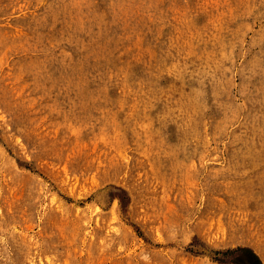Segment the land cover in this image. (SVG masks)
I'll return each instance as SVG.
<instances>
[{
  "label": "rangeland",
  "instance_id": "374dc122",
  "mask_svg": "<svg viewBox=\"0 0 264 264\" xmlns=\"http://www.w3.org/2000/svg\"><path fill=\"white\" fill-rule=\"evenodd\" d=\"M0 264H264V0H0Z\"/></svg>",
  "mask_w": 264,
  "mask_h": 264
},
{
  "label": "bare ground",
  "instance_id": "6f19581e",
  "mask_svg": "<svg viewBox=\"0 0 264 264\" xmlns=\"http://www.w3.org/2000/svg\"><path fill=\"white\" fill-rule=\"evenodd\" d=\"M60 3H61V2H60ZM94 24H96V23H94ZM93 30H94V29H93ZM71 58H72V57H71ZM127 77H128V76H127ZM128 80H129V79H128ZM128 80H127V81H128Z\"/></svg>",
  "mask_w": 264,
  "mask_h": 264
}]
</instances>
